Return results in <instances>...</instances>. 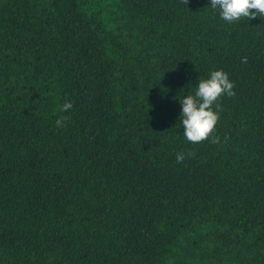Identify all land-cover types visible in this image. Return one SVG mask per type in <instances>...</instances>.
<instances>
[{
	"label": "trees",
	"instance_id": "trees-1",
	"mask_svg": "<svg viewBox=\"0 0 264 264\" xmlns=\"http://www.w3.org/2000/svg\"><path fill=\"white\" fill-rule=\"evenodd\" d=\"M216 70L235 95L193 144L179 101ZM0 264H264V16L0 0Z\"/></svg>",
	"mask_w": 264,
	"mask_h": 264
},
{
	"label": "clouds",
	"instance_id": "clouds-1",
	"mask_svg": "<svg viewBox=\"0 0 264 264\" xmlns=\"http://www.w3.org/2000/svg\"><path fill=\"white\" fill-rule=\"evenodd\" d=\"M184 5L189 0H181ZM211 8L219 10V16L229 24L246 18L250 21L256 17L264 16V0H211ZM242 63H247V57L242 58ZM234 83L228 78V73L223 70L212 71L207 79H200L194 95H188L180 100L181 124L183 134L187 141L195 144L211 139L214 144L219 143V137L214 135L215 125L222 111L218 103L222 95L232 97L235 95ZM73 107L71 101H65L61 106L62 112H67ZM67 116L56 119L57 127H64ZM193 156L194 153H188ZM184 153L176 154V161L181 163L185 159Z\"/></svg>",
	"mask_w": 264,
	"mask_h": 264
}]
</instances>
